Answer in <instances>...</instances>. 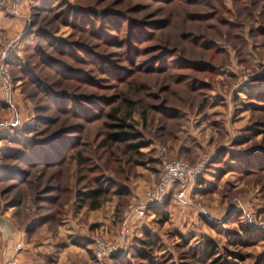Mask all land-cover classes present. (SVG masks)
I'll use <instances>...</instances> for the list:
<instances>
[{"label": "rangeland", "instance_id": "374dc122", "mask_svg": "<svg viewBox=\"0 0 264 264\" xmlns=\"http://www.w3.org/2000/svg\"><path fill=\"white\" fill-rule=\"evenodd\" d=\"M57 1L99 17L94 33L88 25L77 33L40 12L32 0L22 2V30L15 34L17 48L7 63L10 98L0 93V122L11 116L16 122L0 132V264H137L132 255L143 229L157 242L152 264H181L182 251L200 247L205 239L222 259L233 261L226 254L231 253L239 256L236 264H263L264 240L250 245L252 234L260 232L249 229L242 216L249 212L264 219V158L251 172L239 163L264 148V102H257L264 100L258 98L264 95V0ZM0 3L14 6L13 0ZM193 14L212 19L200 23L190 19ZM26 31L33 35L22 41ZM184 33L203 34L218 51L183 41ZM59 43L80 44L87 51L76 60L73 50L62 52L58 45L65 44ZM94 56L103 64H92ZM187 61L204 62L211 71L187 69ZM52 63L97 85L64 80L55 70L61 67ZM75 96L102 98L108 106L86 123L81 109L71 106ZM110 109L141 136L139 155L100 145L103 115ZM64 130L67 134H60ZM56 141L60 148L49 152L46 146ZM162 150L166 158L190 164L202 155L210 158L200 188L188 190L181 201L168 195L163 208L164 202L137 220L131 212L158 181ZM95 177L114 188L99 209L77 207L73 194L92 187ZM156 208L161 216L152 215ZM125 218L132 237L118 248L119 261H95L90 238L115 241ZM241 228L250 234L249 243L229 245ZM180 237L188 241L185 249ZM17 243L21 250L15 254Z\"/></svg>", "mask_w": 264, "mask_h": 264}, {"label": "trees", "instance_id": "16d2710c", "mask_svg": "<svg viewBox=\"0 0 264 264\" xmlns=\"http://www.w3.org/2000/svg\"><path fill=\"white\" fill-rule=\"evenodd\" d=\"M33 3H35L37 6H39V11L40 12H49L51 13V15L54 17V19L56 21H58L59 23L63 24L64 26H69L73 31L77 32V33H84V30L86 29V25L90 26L88 27V31L89 32H95L94 31V22L95 20H97V18L99 17V14L96 13L93 10H84V9H80L71 5H65V3H61L57 0H32ZM194 1V2H193ZM168 2V1H165ZM187 4L193 5L196 4L195 0H190L187 2ZM109 15H107V20L111 23H113L115 21V16L113 17L112 15H110L111 19H109L108 17ZM191 20H196L200 23H205L207 21H209L210 19H212V15L210 14H204V15H196L193 14L192 16H190ZM155 25H157L158 23H154ZM224 24V23H223ZM160 28V27H159ZM153 30H157V28L153 29ZM33 33V32H32ZM32 33H30V31H26V33L23 34L22 37V41H25L26 39H28V36L33 35ZM145 33V32H144ZM35 34V33H34ZM39 34V33H37ZM146 34V33H145ZM95 35L100 36V39L102 41L103 39V35H98V33H95ZM204 35L200 34L198 36H194L191 33H184L183 35H181V39H183V41H188L190 43L193 44V46H197V48H200L204 51H218V49L213 45L212 41L209 40H205L203 39ZM50 41V40H49ZM52 41H50L49 46L52 48L55 47L56 43L52 44ZM59 44H65V43H59ZM215 44V43H214ZM59 46V50L62 52L65 49H68V51L66 50L67 53H71L70 51L73 50V53H71V55L73 56V58H75L76 60H81L82 58L79 57V52L83 55L84 51H87L82 45L80 44H72V45H67L65 44V46ZM68 46H70V50L68 48ZM72 48V49H71ZM95 57V56H94ZM92 64H94L95 62H97V58L95 57L94 59H91L90 61ZM103 60H99L97 62L98 63H102ZM54 65H58L61 67V69L57 68L55 70L58 71L59 75L64 78V80H78V82H81L82 84H93V85H97V81L95 79H91L88 77H84L83 74H74V72L72 71H68V69H66L65 66H62L60 64L57 63H52ZM103 64V63H102ZM185 64L188 66L187 69H191L195 72L198 73H205V72H209L211 71V67H209L208 64L204 63V62H200V63H195V62H185ZM91 65V64H90ZM99 67V65H98ZM196 67H198L199 69L196 70ZM104 69V65L103 67L101 66V70ZM63 69V71H62ZM100 69V67H99ZM98 69V70H99ZM100 71V70H99ZM101 73V72H100ZM109 74H111V70L108 71ZM101 74H104L103 72ZM125 79L128 77L127 73L125 72ZM103 80V79H101ZM99 81V80H98ZM264 95H261V98L263 99ZM54 97V96H53ZM58 98H65L64 95H59ZM67 99V98H66ZM100 100H103L102 98H94V97H85V96H76L70 100L71 102V106H75V107H79L82 111V115L84 116L83 119L86 123L88 122H93L98 115L100 116V113H102V111H100L101 106H108V104H101ZM100 102V103H98ZM257 102H264V100L261 101H257ZM82 104H86L90 106L89 108H82ZM258 104V103H257ZM256 106H263V105H256ZM94 108V109H93ZM95 110L96 113H94ZM87 115H89V117H86ZM105 122L103 123V129H104V133L101 137V141H100V145L103 146L105 149H112L113 147H121L122 153L124 154H130V155H139L138 150L140 148H142L144 146V143L141 141V136L134 132L133 128H131L130 125H126L125 123V119L126 117H119L117 115L116 110L110 109L108 112H106L103 115ZM60 134H67V131H61ZM45 147V146H44ZM47 150L51 153H54L57 148H60V142H55V146L51 147V146H46ZM257 153H252L247 155L245 158H242V162L241 164L239 163V166H243V167H247L249 168V172H251L254 168V166L257 164L255 162H257L258 160L260 161L261 159L264 158V148H261L259 150H257ZM80 159V158H79ZM74 160H77L76 157L74 158ZM61 161H58L57 163H59ZM237 162H239V160L237 159ZM261 162V161H260ZM56 164V163H55ZM261 163H258V166ZM255 166V167H256ZM242 167V168H243ZM257 167V168H258ZM237 168V167H234ZM245 170V169H244ZM18 171H15V173H17ZM18 174H16L17 176ZM26 175H24L22 177V179L19 180L20 183H24L23 180L26 179ZM202 177V174L199 176V178L195 181L194 183V191H196L197 188H200V178ZM92 182V187L85 189L84 191H75V193L73 194L74 197V201L77 205V207L79 208H85L88 211H95L97 209L100 208V206L106 201L107 195L109 193V190L113 189L114 187H108L107 183H103L101 179L95 177L92 178L90 180ZM65 190V189H64ZM114 190H118L117 195H121L122 192L120 191V189H114ZM115 192V191H114ZM168 195H171L173 197V199H175V197L173 196V191H169ZM167 195V196H168ZM51 202L54 201L53 199L50 200ZM166 203V199L164 201V203L161 205V207H159L160 209L164 207ZM52 204H54V202H52ZM156 208L153 210V214L155 215H159L161 216V213H158V209ZM162 220L158 219V224H162ZM241 224V223H240ZM246 230L244 228H241V235L240 237H236L234 239H232L229 243V245L231 246H245L246 244L249 243V241L251 240L250 245L257 243V242H261L264 240V234L263 233H255L252 234V239H250V234H246L245 233ZM141 239L137 240L136 243L139 247H137V249L133 252L132 257L134 258V260H137V264H152L151 263V259H150V253L151 250L153 248H155L156 245V241L152 239V237L150 236L149 232L145 229L141 230ZM181 245L182 248H186L188 241L186 239L181 238ZM250 239V240H249ZM182 249V250H184ZM228 257H233V261H227L226 259H222L221 255L218 253V249L216 247V245L209 239H205L202 244L200 245V247H196V248H191V249H186L185 251H182L181 254V264H236L234 263V259H237L239 256L238 255H234L231 253H226ZM92 255V253H91ZM119 252L116 251L113 255H111L108 259L112 260V261H119ZM93 258V256H92ZM94 259V258H93ZM124 262V259L121 260V263ZM185 262V263H184ZM124 264H128L126 262H124ZM264 264V263H263Z\"/></svg>", "mask_w": 264, "mask_h": 264}, {"label": "built area", "instance_id": "2783aa9c", "mask_svg": "<svg viewBox=\"0 0 264 264\" xmlns=\"http://www.w3.org/2000/svg\"><path fill=\"white\" fill-rule=\"evenodd\" d=\"M24 0H13L14 6L21 4ZM19 35L8 39L0 44V93L5 100L11 95V77L8 71V61L16 51ZM16 125L14 118L11 116L7 120L0 122V132L10 129ZM161 173L158 181L146 189L143 193V204L132 210V215L137 220L142 219L148 209L161 205L166 199L169 191H173L176 200H184L188 190L194 185L195 181L203 173L210 156L202 155L193 163H187L180 159H168L164 151L159 152ZM242 219L249 229L264 233V219H259L254 214L246 212ZM132 229L129 218L121 221L115 241H108L100 236H92L91 253L95 261L101 262L113 255L121 244H126L132 237ZM21 250L19 243L15 244L12 252L17 254ZM8 264H16L11 260Z\"/></svg>", "mask_w": 264, "mask_h": 264}, {"label": "crops", "instance_id": "0c3cea01", "mask_svg": "<svg viewBox=\"0 0 264 264\" xmlns=\"http://www.w3.org/2000/svg\"><path fill=\"white\" fill-rule=\"evenodd\" d=\"M9 8L10 6L8 3L6 5H2L0 3V43L4 39H9L11 36L17 34L19 32L18 30L22 28L21 23L23 22L19 18H24L23 13L25 12L22 11L23 3L13 6L11 9ZM191 189L194 191V185L191 187Z\"/></svg>", "mask_w": 264, "mask_h": 264}]
</instances>
